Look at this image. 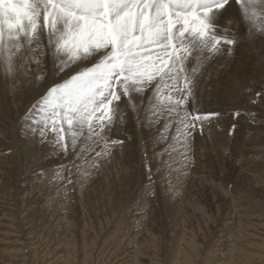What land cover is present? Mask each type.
<instances>
[{
  "label": "rangeland",
  "instance_id": "374dc122",
  "mask_svg": "<svg viewBox=\"0 0 264 264\" xmlns=\"http://www.w3.org/2000/svg\"><path fill=\"white\" fill-rule=\"evenodd\" d=\"M215 23L238 43L196 73L195 100L182 108L220 115L187 150L175 113L145 120L149 88L134 96L138 114L122 98L125 122L88 141L91 151L81 137L69 154L54 152L23 118L52 83L50 58L38 65L24 50L12 75L0 66V264H264V37L248 38L231 2ZM113 139L124 143L96 157Z\"/></svg>",
  "mask_w": 264,
  "mask_h": 264
},
{
  "label": "snow or ice",
  "instance_id": "6c2138e0",
  "mask_svg": "<svg viewBox=\"0 0 264 264\" xmlns=\"http://www.w3.org/2000/svg\"><path fill=\"white\" fill-rule=\"evenodd\" d=\"M230 2L239 6L248 38L264 37V22H258L264 20V0H0L4 74L14 73V60L24 50L32 53L34 63L48 57L53 66L52 83L24 116L25 132L65 155L83 137L81 152L91 151L88 141L95 143L118 121L125 122L122 98L138 114L134 96L151 88L145 120L157 122L164 109L175 113L174 139L183 137L187 150L192 132L197 127L202 131L205 122L220 115L182 106L195 100L196 73L204 61L222 53L232 55L238 43L235 33L229 35L225 28L221 34L215 23ZM194 53L197 63L189 71L185 63ZM45 76L41 72L37 79ZM242 114L237 111L233 117ZM168 127L165 124V131ZM123 143L104 140L95 156L109 154V144ZM80 159L98 166L87 155ZM65 167L61 164L53 171L62 178ZM74 167L88 175L83 165Z\"/></svg>",
  "mask_w": 264,
  "mask_h": 264
},
{
  "label": "bare ground",
  "instance_id": "6f19581e",
  "mask_svg": "<svg viewBox=\"0 0 264 264\" xmlns=\"http://www.w3.org/2000/svg\"><path fill=\"white\" fill-rule=\"evenodd\" d=\"M259 10V9H258ZM260 11V10H259ZM24 118V117H23ZM22 119V118H21Z\"/></svg>",
  "mask_w": 264,
  "mask_h": 264
}]
</instances>
